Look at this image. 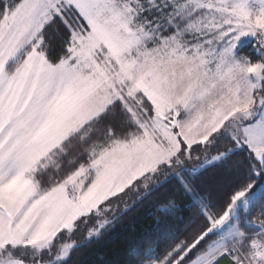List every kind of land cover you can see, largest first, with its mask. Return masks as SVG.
I'll return each instance as SVG.
<instances>
[{
	"label": "snow or ice",
	"instance_id": "obj_1",
	"mask_svg": "<svg viewBox=\"0 0 264 264\" xmlns=\"http://www.w3.org/2000/svg\"><path fill=\"white\" fill-rule=\"evenodd\" d=\"M153 201L125 264H264V0H0V264Z\"/></svg>",
	"mask_w": 264,
	"mask_h": 264
},
{
	"label": "trees",
	"instance_id": "obj_2",
	"mask_svg": "<svg viewBox=\"0 0 264 264\" xmlns=\"http://www.w3.org/2000/svg\"><path fill=\"white\" fill-rule=\"evenodd\" d=\"M52 46L58 50L60 35L51 34ZM208 179H211V174ZM161 195H164L163 193ZM175 198L183 199L177 192ZM155 203H147L130 215L124 222L116 226V229L106 235L99 244L80 257L83 264H125L129 259V247L133 241L151 239V234L156 229L155 220L151 213L155 211Z\"/></svg>",
	"mask_w": 264,
	"mask_h": 264
}]
</instances>
